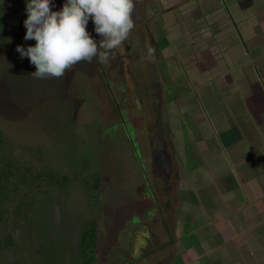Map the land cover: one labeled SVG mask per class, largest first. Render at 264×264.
<instances>
[{
  "label": "rangeland",
  "instance_id": "1",
  "mask_svg": "<svg viewBox=\"0 0 264 264\" xmlns=\"http://www.w3.org/2000/svg\"><path fill=\"white\" fill-rule=\"evenodd\" d=\"M61 4L62 0H55L53 10ZM155 12L147 4L142 6L134 26L138 31L133 28L122 46L112 50L113 58L107 65L93 58L73 65L59 78L37 79L31 75L35 66L15 51L17 45L35 43L23 39L25 0H3L0 130L15 143L20 160L33 171L50 170L65 175L67 181L64 186L42 190L23 216L13 214L19 225L14 232L15 245L0 252V264H141L138 251L149 244L148 233L156 232L158 198L191 201L194 195L188 188L178 190L177 197L172 191L160 190L161 167L165 165L170 175L174 166H192L195 154L221 149L223 135L219 130L223 124L229 132L233 126L235 131L244 126L239 116L234 117L235 123H229L227 117L222 120L226 116L223 111L207 112L217 106L210 103L209 108V102L200 99L187 78L188 64L172 58L174 63H170L169 74L165 75L168 71H163V65L157 66V61L152 60V53L157 56L159 52L153 49L149 56L146 38L140 40V47L131 46L132 36L150 26L156 28L160 19ZM87 31L99 39L91 21ZM139 35L141 38L143 33ZM159 35L156 29V38ZM156 74L164 80H175L180 90L170 88L166 93L163 80L162 85L158 83L162 87L159 101L165 102L162 109L159 102L148 103L154 99L148 100L147 90L142 87ZM206 80L205 87L215 82ZM179 95L184 96L180 102L175 99ZM184 101L188 104L184 105ZM198 108L200 114H196ZM232 115L233 112L228 117ZM215 116L219 125L211 120ZM168 117L176 119L172 139L168 138ZM256 132L251 134L260 145L261 133L255 136ZM204 136L208 142L202 140ZM161 139L167 141L169 158L163 157L166 151L160 149ZM234 144L233 148L240 149L237 142ZM182 172V178L189 179V174ZM96 175L100 177L99 186L95 184ZM166 179L172 181V174ZM164 210L165 207L161 212ZM93 221L99 228V243L92 253L91 247L81 245V234ZM144 221L151 224L145 227ZM181 239L190 245L198 240L192 230ZM133 249L134 261H129Z\"/></svg>",
  "mask_w": 264,
  "mask_h": 264
},
{
  "label": "crops",
  "instance_id": "2",
  "mask_svg": "<svg viewBox=\"0 0 264 264\" xmlns=\"http://www.w3.org/2000/svg\"><path fill=\"white\" fill-rule=\"evenodd\" d=\"M139 3L160 19L156 28L143 31L148 47L161 52L162 61L172 63L173 58L189 65L187 78L200 99L217 106L207 112L223 111L222 120L227 117L229 123L239 116L244 124L231 132L223 124L221 149H205L195 154L192 166L170 171L172 181L165 180L159 189H172L177 197L178 190L188 188L194 195L191 201L158 198L156 232H147L149 244L138 251L141 264H264V0ZM210 79L215 82L205 87L204 80ZM211 120L219 125L217 116ZM248 131L261 133L260 145ZM202 140L208 142L206 136ZM234 142L240 149L233 148ZM167 151L164 158L171 156ZM183 170L189 179L182 178ZM190 230L198 239L192 245L181 239ZM134 252L129 261H134Z\"/></svg>",
  "mask_w": 264,
  "mask_h": 264
},
{
  "label": "clouds",
  "instance_id": "3",
  "mask_svg": "<svg viewBox=\"0 0 264 264\" xmlns=\"http://www.w3.org/2000/svg\"><path fill=\"white\" fill-rule=\"evenodd\" d=\"M55 7V0H25L23 39L35 43L17 45L15 51L35 66L31 75L37 79L59 78L73 65L93 58L107 65L112 50L128 39L137 20V0H62L60 8ZM89 21L99 39L87 31Z\"/></svg>",
  "mask_w": 264,
  "mask_h": 264
},
{
  "label": "trees",
  "instance_id": "4",
  "mask_svg": "<svg viewBox=\"0 0 264 264\" xmlns=\"http://www.w3.org/2000/svg\"><path fill=\"white\" fill-rule=\"evenodd\" d=\"M14 144L0 130V252L7 251L15 245L14 232L19 225L14 222L13 214L16 212L23 216L42 190L45 191L51 186H64L67 181L65 175L50 170L33 171L20 160ZM94 179L96 186H99L101 184L99 175ZM98 234L97 222L93 221L82 232L81 245L91 247L93 253V249L96 250L98 247ZM90 259L92 260L93 256Z\"/></svg>",
  "mask_w": 264,
  "mask_h": 264
},
{
  "label": "flooded vegetation",
  "instance_id": "5",
  "mask_svg": "<svg viewBox=\"0 0 264 264\" xmlns=\"http://www.w3.org/2000/svg\"><path fill=\"white\" fill-rule=\"evenodd\" d=\"M137 5H138V7H140V9L142 8V6H141V4L139 3V0H137ZM139 10V9H138ZM138 10H136V13H137V18L139 17L140 18V14H138ZM153 27L152 26H150V27H148L147 29H146V31H148L149 29L151 30ZM136 31H138V30H136ZM141 33H143L142 31H139V34H141ZM138 34V36H136V37H134V36H132L131 37V40H132V44L133 45H131V46H134V48L136 47V46H138V47H140L141 45H140V43H137V45H135V41L137 42V41H139V39H142V38H139L140 37V35ZM148 46V45H147ZM153 50V49H152ZM166 54V53H165ZM156 54H152V60L153 61H157V63H156V65L157 66H159V65H163V71L165 72V70H167L168 71V73H165V75H167V74H169V68H170V63L171 62H166L165 60L164 61H162V58L164 57V55L163 54H161V52L157 55V56H155ZM124 56V55H123ZM167 57V56H166ZM156 77H154V79H153V81L152 80H150V82L148 83L147 82V84H146V86H142L145 90H147V94H146V96L148 95L149 97H148V100L150 99L151 101H152V99H154L153 100V102H149L148 101V103H150V105H152L154 102H156V103H158L159 102V104H160V108L162 109L163 107H164V103L165 102H163V101H159V97H160V95L162 94V91H161V88L162 87H160L159 85H158V83L159 82H161V85H162V80H163V84H165L166 86H165V91L164 92H166L167 91V89H174L175 91H178V92H180V90L178 89V87L176 86V82H175V80L174 81H170V80H164V79H162V78H160L159 77V75H155ZM140 77L141 78H143V76H141L140 75ZM159 79V80H158ZM173 79H175V78H173ZM146 80H148V78H146ZM166 82H169V84H166ZM152 83L153 84H155V88H154V86L152 85ZM153 86V87H152ZM154 89V90H153ZM174 90H172V93L173 94H175V92H173ZM166 93H168V92H166ZM173 94H171L170 95V97L173 95ZM182 95V94H181ZM181 95H179L180 97H175V99H177V101H179L180 102V100L182 99V97L183 96H181ZM170 97H169V99H170ZM156 99V100H155ZM170 102H172V101H170ZM174 103V102H173ZM168 104H169V102H168ZM181 105V104H180ZM180 107V106H179ZM166 108V107H165ZM180 113V112H179ZM168 116H170L169 114H168ZM169 119V120H168ZM168 121H169V132H168V134H170L169 135V137L168 138H171L172 139V132H173V130H174V128H175V126H173V125H175L176 124V119H175V117H174V119L173 118H171V117H168ZM164 137V136H163ZM162 141V144H160L161 145V150L162 151H166L167 150V141H165L164 139H161ZM165 147H166V149H165ZM161 157V156H160ZM155 163V162H154ZM163 163H165V162H163ZM151 167H153V169H156L153 165L151 166ZM163 170H159L160 171V174L162 173V176H161V181H160V183L162 184L165 180H168V179H166L167 178V175H168V173H166L165 172V168H166V166L164 165V166H162L161 167ZM152 171H155V170H152ZM155 173V172H154ZM158 173V172H157ZM156 174V173H155ZM169 191H172V189H170Z\"/></svg>",
  "mask_w": 264,
  "mask_h": 264
}]
</instances>
